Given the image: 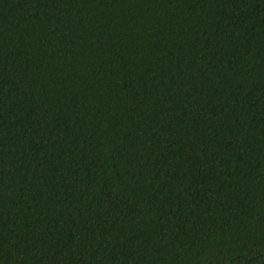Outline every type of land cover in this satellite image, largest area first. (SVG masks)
Returning <instances> with one entry per match:
<instances>
[{
	"label": "trees",
	"instance_id": "16d2710c",
	"mask_svg": "<svg viewBox=\"0 0 264 264\" xmlns=\"http://www.w3.org/2000/svg\"><path fill=\"white\" fill-rule=\"evenodd\" d=\"M0 264H264V0H0Z\"/></svg>",
	"mask_w": 264,
	"mask_h": 264
}]
</instances>
